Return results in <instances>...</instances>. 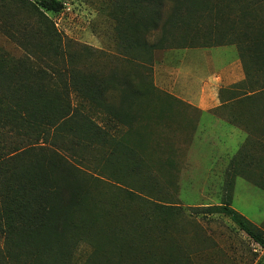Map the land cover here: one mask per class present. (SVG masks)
<instances>
[{
    "label": "trees",
    "instance_id": "1",
    "mask_svg": "<svg viewBox=\"0 0 264 264\" xmlns=\"http://www.w3.org/2000/svg\"><path fill=\"white\" fill-rule=\"evenodd\" d=\"M124 1L116 16L123 27L116 31L132 67L105 76L71 68L73 52L65 50L72 41L46 14L61 9L58 0H0V34L23 53L0 48V264H78L80 248L87 253L81 264L146 261L149 255L135 243L147 235L144 224L163 232L183 218L180 208L142 194L143 185L142 193L126 191L128 184L110 175L115 181H103L125 195L109 190L108 208L97 199L103 194L91 193L92 183L102 181L61 153L70 143L83 149L109 144L89 113L102 114L108 128L132 131L143 110L155 111L157 92L142 71L152 66L154 52L193 47L234 46L244 75L219 90L220 105L212 109H238L225 120L246 134L230 160L229 193L199 211L228 218L264 252V231L231 207L236 176L264 190V0ZM110 91L120 94L117 105ZM168 102L158 111L169 109ZM118 209L124 214L117 216ZM112 217L124 219L122 226L112 225Z\"/></svg>",
    "mask_w": 264,
    "mask_h": 264
},
{
    "label": "rangeland",
    "instance_id": "2",
    "mask_svg": "<svg viewBox=\"0 0 264 264\" xmlns=\"http://www.w3.org/2000/svg\"><path fill=\"white\" fill-rule=\"evenodd\" d=\"M58 1L61 9L46 14L60 34L72 41L70 49L66 47L65 50L73 52L74 62L69 63L71 68L108 76L106 74L111 69L124 74L132 67L122 57L123 49H119L121 42L117 37V31L123 27L116 20L119 5L128 2ZM147 42H152L150 35ZM0 48L16 57L23 55L1 34ZM84 48H88L89 53ZM238 58L234 46L154 52L151 72L148 71L149 66L142 71L157 92L155 111L143 110L140 122L130 132L121 126L108 128L102 114L89 113L101 126V132L106 133L109 144H94L83 149L70 143V146L66 145L69 151L61 153L67 162L88 171L87 177L102 181L97 185L92 183L91 193L103 194L97 199L108 208H112L109 190L125 195L124 191L118 192L110 187L111 183L103 181L104 178L115 181L114 177L119 178L121 184H128L126 191L142 193L139 188L143 185L146 189L142 194L156 200H168L180 208L183 218L177 219L172 227L163 232L160 228L144 224L147 235L135 243L139 242L137 245L143 246L149 256L145 262L136 264H264L263 249L228 218L204 215L199 211L203 207L219 205L228 195L230 160L246 139L242 129L225 120V117L237 116L238 109L212 111L219 104V85L226 87L240 77L241 62ZM230 60L233 61L225 63ZM108 99L117 105L120 94L110 91ZM166 101L171 104L170 108L159 112L160 105ZM200 102L210 107L208 115L202 116L196 108ZM158 113L163 117L156 118ZM102 137L105 138L104 135ZM73 139L70 137L69 141ZM111 141L115 144L116 154L112 153ZM116 143L123 147H118ZM213 159L215 162H209ZM110 164L115 168H110ZM122 204L125 206L126 203ZM113 206L118 207L119 204L114 203ZM231 207L264 231V190L242 176H236ZM118 210L117 216L125 212ZM123 220L115 221L112 217L109 222L122 226ZM84 251L80 248L77 252L78 264L84 262L87 255ZM131 261H126V264H133Z\"/></svg>",
    "mask_w": 264,
    "mask_h": 264
},
{
    "label": "crops",
    "instance_id": "3",
    "mask_svg": "<svg viewBox=\"0 0 264 264\" xmlns=\"http://www.w3.org/2000/svg\"><path fill=\"white\" fill-rule=\"evenodd\" d=\"M225 47H227V46H223V47H217V48H225ZM236 49V48H235ZM236 53H237V51H236ZM222 54L220 53V56H221ZM216 56L214 55V58H215ZM220 59H221V57H220ZM239 59V58H238ZM214 61V60H213ZM233 60H230V61H228V62H225L226 64H229V63H231ZM239 62H240V60H239ZM214 63H215V61H214ZM230 67V66H229ZM227 68V69H230V68ZM240 67H241V63H240ZM211 75H212V73H211ZM243 77H244V75H243V70H242V67H241V72H240V77L237 79V80H235V81H232V82H230L229 84H227V86L226 87H228V86H230V85H232V84H234V83H236V82H239V81H241L242 79H243ZM211 78H213V75H212V77ZM218 79H220L219 77H218ZM221 81V80H220ZM224 86V87H223ZM223 86H221V85H219V88L221 89V88H226L225 87V85H223ZM208 87V86H207ZM219 89V90H220ZM219 90H218V92H219ZM217 99H218V102H219V104L216 106V107H218L219 105H220V101H219V98H218V93H217ZM215 107V108H216ZM196 108L198 109V111H200V113L202 114V116L203 115H208L209 113H208V109L210 108L209 106H207L206 105V103H204L203 104V102H200V104L198 105V106H196ZM209 162H215L214 161V159L213 160H211V161H209Z\"/></svg>",
    "mask_w": 264,
    "mask_h": 264
}]
</instances>
